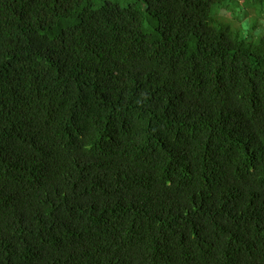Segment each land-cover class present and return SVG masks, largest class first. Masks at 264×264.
<instances>
[{"label": "trees", "instance_id": "16d2710c", "mask_svg": "<svg viewBox=\"0 0 264 264\" xmlns=\"http://www.w3.org/2000/svg\"><path fill=\"white\" fill-rule=\"evenodd\" d=\"M233 2L0 0V264H264V41Z\"/></svg>", "mask_w": 264, "mask_h": 264}, {"label": "rangeland", "instance_id": "374dc122", "mask_svg": "<svg viewBox=\"0 0 264 264\" xmlns=\"http://www.w3.org/2000/svg\"><path fill=\"white\" fill-rule=\"evenodd\" d=\"M93 1L96 6H99L105 0H93ZM111 1L119 2L121 5H127L129 3L135 2V0H111ZM232 1H236V2H233V4H229L231 9H227L225 6L222 9L215 7L213 10V16L216 19L220 18L222 21L230 22L234 28H237L232 23V20L233 19L236 20L235 15L239 16L238 12L240 11L241 14H243L242 16L243 18L246 16V14L243 13V10L242 9L240 10V4H242L243 7L249 8V13H248L249 17L243 20L244 23L243 25L246 28L254 29V32L257 35H259L254 40L264 41V15H263L264 0H232ZM236 6H238V8ZM245 12L247 13L248 9H246ZM236 21L242 22V20H240L239 18ZM260 34L262 36H260Z\"/></svg>", "mask_w": 264, "mask_h": 264}]
</instances>
